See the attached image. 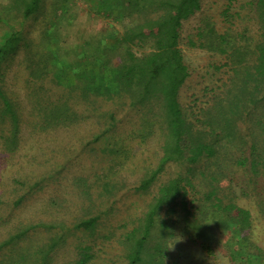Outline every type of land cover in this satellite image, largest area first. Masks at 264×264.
Returning a JSON list of instances; mask_svg holds the SVG:
<instances>
[{
	"label": "rangeland",
	"instance_id": "rangeland-1",
	"mask_svg": "<svg viewBox=\"0 0 264 264\" xmlns=\"http://www.w3.org/2000/svg\"><path fill=\"white\" fill-rule=\"evenodd\" d=\"M11 1L0 0V9ZM98 1L44 0L41 9L26 19L23 42L0 66V91L20 112L16 130L2 110L0 96V264H73L86 246L91 247L89 264H129L128 234L148 211L159 186L179 170L172 165L159 174L149 191L136 189L158 165L164 135L159 122L151 126L142 111L128 107V98H121L125 95L102 99L94 94L95 86L107 80L120 62L119 49L110 52V57L101 54L107 46L103 39L123 30L118 20L107 17L103 10L98 12ZM205 2L209 5L214 0ZM223 3L218 0L211 5L217 12ZM10 16L18 21L22 13L13 8ZM200 17L198 13L183 23L180 44L191 71L181 89L189 111L191 106L202 105L220 76L226 77L215 68L224 61L223 54L189 42L196 36ZM6 30L0 23V41ZM150 43L134 49L141 53ZM56 51L61 63L58 81L51 79ZM37 68L48 73L34 78ZM97 72L106 78L98 80ZM86 84L87 92L83 89ZM37 93L43 102L67 99L80 120L42 128L37 124ZM113 110L124 117L115 129L108 127L110 117H99L101 112ZM104 130L107 132L98 137ZM246 178L234 177L232 185L238 192L246 187ZM259 189L262 187L255 188ZM193 194L197 195L191 190L189 198ZM94 216L99 219L92 227L83 224ZM263 223L258 213L254 238L262 248ZM211 230L214 253L175 237L170 260L176 257L179 264H264V256L233 259L231 252L241 251L242 246L235 243L232 231ZM227 236L233 239L229 242Z\"/></svg>",
	"mask_w": 264,
	"mask_h": 264
},
{
	"label": "trees",
	"instance_id": "trees-1",
	"mask_svg": "<svg viewBox=\"0 0 264 264\" xmlns=\"http://www.w3.org/2000/svg\"><path fill=\"white\" fill-rule=\"evenodd\" d=\"M98 2V12L103 10L107 17L118 20L123 30L113 33V43L103 39L107 46L101 54L110 57L119 49L120 62L108 81L95 86L94 94L102 99L125 95L121 98H128V107L142 111L151 126L159 122L164 135L158 165L136 189L149 191L160 173L172 165L179 167L159 186L148 211L128 234L129 264H179L176 257L170 260L175 237L214 253V227L232 231L235 243L242 246L241 251L231 252L233 259L263 257L264 248L254 238V229L258 213L264 218V0H223L217 12L214 2L208 5L205 0ZM43 4L44 0H12L0 9V23L7 26L0 41V66L23 42L26 19ZM13 8L22 13L18 21L10 16ZM198 13V31L189 42L223 54L224 61L215 68L226 77L220 76L202 105L191 106L189 111L182 102L181 89L191 71L180 44L183 23ZM148 43V50L135 51L136 45ZM57 56L56 51L53 61L49 59L55 64L51 79L56 81L61 65ZM47 73L37 68L32 77ZM97 75L98 80L106 78L104 73ZM83 89L89 91L87 84ZM37 95V124L42 128L80 120L67 99L43 102ZM0 96L2 110L17 130L19 109L3 91ZM105 116L106 120L110 117L108 127L113 129L124 119L114 110L99 114ZM239 175L247 177L241 192L232 185ZM258 186L262 187L259 191L255 190ZM191 190L197 195L189 198ZM98 219L87 218L83 224L92 227ZM80 255L73 264H89L91 247H82Z\"/></svg>",
	"mask_w": 264,
	"mask_h": 264
},
{
	"label": "clouds",
	"instance_id": "clouds-1",
	"mask_svg": "<svg viewBox=\"0 0 264 264\" xmlns=\"http://www.w3.org/2000/svg\"><path fill=\"white\" fill-rule=\"evenodd\" d=\"M180 240H178L177 242H179Z\"/></svg>",
	"mask_w": 264,
	"mask_h": 264
}]
</instances>
